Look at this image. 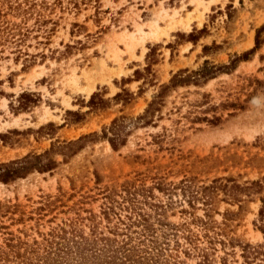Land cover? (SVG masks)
<instances>
[{"label": "rangeland", "instance_id": "374dc122", "mask_svg": "<svg viewBox=\"0 0 264 264\" xmlns=\"http://www.w3.org/2000/svg\"><path fill=\"white\" fill-rule=\"evenodd\" d=\"M262 24L264 0H0V133L21 132L0 141V162L137 116L157 85L135 80V70L155 60L153 82L162 83L205 59L229 63L254 46ZM202 28L195 43L186 40ZM121 88L136 95L128 105L112 102L53 137L35 132L62 124L67 109L88 110L80 105L93 92L108 98ZM25 91L40 100L16 110ZM214 114L217 125L194 119ZM161 115L116 150L106 140L87 143L73 156L55 154L51 171L0 182L8 263L264 264L253 253L264 245V30L248 59L172 91ZM214 180L220 187L202 192ZM232 183L251 187L232 195ZM71 229L88 240L71 241ZM55 234L67 237L46 255Z\"/></svg>", "mask_w": 264, "mask_h": 264}, {"label": "trees", "instance_id": "16d2710c", "mask_svg": "<svg viewBox=\"0 0 264 264\" xmlns=\"http://www.w3.org/2000/svg\"><path fill=\"white\" fill-rule=\"evenodd\" d=\"M264 30V24L259 26L256 29L254 37V46L244 51L242 54L236 55L230 59L229 63H214L209 59H205L197 68H180L177 71L173 72L167 82L156 83L153 82V74L151 73V64L155 60H152L150 64L144 67V72L140 70H135V80H139L140 76H143L144 82H148L151 85H157L156 91L152 94L151 99L147 102V105L143 111L134 117H129L127 115H119L114 117L108 126H103L100 133L92 131L86 134L80 135L76 139L71 140H62L55 139L51 143L49 149L41 153H28L20 158L12 159L7 162H0V182L8 183L26 176L28 173L33 171L38 172H47L54 169L58 161L55 159V154H60L63 157H70L76 154L81 150L87 143H94L98 140H106L110 144L111 148L116 150L119 147L123 146L128 136L131 134L132 130L137 127H146V126H156V120L162 118L161 111L165 104L166 98L169 94L178 89L179 87H188V86H202L208 80L215 78L221 73H229L234 70L237 64L241 60L248 59V56L255 52L256 49L260 47L261 44V32ZM203 28L196 30L195 32H190L187 35L186 40L196 42L197 38L202 34ZM208 46L203 47V51L207 50ZM152 50V49H151ZM143 89L140 87L138 94L142 93ZM136 98V95L126 88H121V91L115 93L112 97H104V93L93 92L88 101L80 106L88 107V110L82 112L81 110H71L67 109L64 114V122L60 125H56L53 122H48L44 125L39 126L35 131L39 135L53 137L58 128L63 127L64 125H76L83 123L86 115L91 112H97L106 110L110 107L112 102L120 103L122 106H126L131 103ZM39 97L34 92H21L16 101L17 105L14 107L16 110H28L31 106H34L38 103ZM234 105V104H233ZM13 107V106H12ZM238 108H242L239 106ZM195 120L207 121L212 125H217L221 122L220 115H213L212 117L207 116H195ZM21 132L13 129L9 130L7 133H0V141L7 143L10 140L11 134H20ZM233 179H227V181H232ZM221 184L214 183L208 186L202 187V192L205 190H214L217 187H220ZM226 185V184H225ZM223 185V186H225ZM251 185L254 186L253 192L259 193L262 190V186L259 181H252ZM251 186H240L239 184L232 183L229 186H226L232 195H235L237 191L247 190ZM198 192L195 191L194 199H200L196 196ZM205 194V193H204ZM206 196V195H205ZM208 196L203 197L204 204H209L207 200ZM262 207L259 210L260 217L264 216V199L261 198ZM64 234L66 233L63 230ZM71 241H87L81 234H77L75 229H71ZM67 235L55 234L53 238L48 241L44 251L46 255H49L52 252V248L58 245L56 238L61 239L65 238ZM78 237L80 240H76ZM69 240V239H68ZM96 240V239H93ZM253 253L264 254V245H258ZM4 253L0 254V264H9V259L3 257ZM19 264V263H17Z\"/></svg>", "mask_w": 264, "mask_h": 264}]
</instances>
